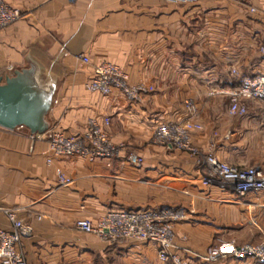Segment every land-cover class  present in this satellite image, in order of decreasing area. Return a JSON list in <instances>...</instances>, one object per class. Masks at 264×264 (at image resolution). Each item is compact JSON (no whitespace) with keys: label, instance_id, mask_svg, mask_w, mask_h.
Wrapping results in <instances>:
<instances>
[{"label":"crops","instance_id":"0c3cea01","mask_svg":"<svg viewBox=\"0 0 264 264\" xmlns=\"http://www.w3.org/2000/svg\"><path fill=\"white\" fill-rule=\"evenodd\" d=\"M4 1L22 17L0 33V76L33 69L37 85L53 90L48 130L72 137L88 119H108L112 141L127 146L112 160L55 157L46 143L30 151L27 128L0 127V227L11 229L9 209L31 227L23 240L28 264H164L154 243H110L75 228L110 209L164 206L187 213L174 242L190 264H264L206 259L219 240L263 239L264 193L204 186L197 157L150 143L158 124L192 118L202 125L193 141L203 151L213 147L223 162L264 171V103L249 101L246 116H232L229 98L211 95L264 74V0ZM103 62L147 93L133 102L117 91L89 92ZM131 151L141 166L128 161ZM59 172L73 183L59 186Z\"/></svg>","mask_w":264,"mask_h":264},{"label":"built area","instance_id":"2783aa9c","mask_svg":"<svg viewBox=\"0 0 264 264\" xmlns=\"http://www.w3.org/2000/svg\"><path fill=\"white\" fill-rule=\"evenodd\" d=\"M21 17L18 10L0 0V33ZM260 51L264 55V45L260 47ZM79 58L86 63L89 62L85 55H80ZM12 70L13 68L9 67V71ZM128 78L119 66L103 62L94 66L93 76L86 84V88L91 93L103 96L117 91L127 99L138 102L147 93V89L142 84H131ZM213 94L229 98L230 115L246 116L249 113V101L264 103V74L244 77L237 87L221 88L211 93ZM185 107L191 114H196L197 108L192 101H185ZM108 125V119L100 123L90 118L86 122L84 132L77 136L66 137L50 129L42 134L29 133L30 151L35 149L37 143H46L55 157L78 156L90 162L112 160L125 151L127 146L112 141L107 131ZM201 129L202 125L192 118L160 123L155 127L150 143L188 152L197 157V171L201 174L204 186L217 184L222 188L231 187L241 196L250 192L264 193V171L255 166H238L223 162L217 158L213 147L206 152L203 151L193 141L194 134ZM127 159L138 167L143 164V159L132 151L128 153ZM47 162L51 163L52 159L48 158ZM58 183L59 186H69L73 183V178L59 172ZM4 212L11 223V229L0 227V263L28 264L23 240L30 236L32 229L18 218L15 209ZM186 217L185 209L175 206L137 210L117 208L108 210L96 221L80 218L75 222V228L110 243L151 242L156 245L157 257L164 264H190L186 257L178 253L179 248L174 242V227ZM206 259L208 261L251 259L264 263V237L257 243L245 244H239L235 240H219L208 249Z\"/></svg>","mask_w":264,"mask_h":264},{"label":"water","instance_id":"95a60500","mask_svg":"<svg viewBox=\"0 0 264 264\" xmlns=\"http://www.w3.org/2000/svg\"><path fill=\"white\" fill-rule=\"evenodd\" d=\"M53 102V90L41 89L33 69L0 76V127H25L31 134L48 130L46 115Z\"/></svg>","mask_w":264,"mask_h":264}]
</instances>
